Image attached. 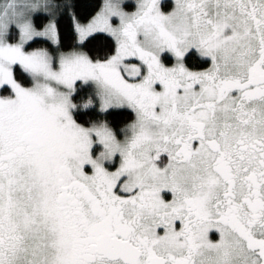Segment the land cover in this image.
I'll return each mask as SVG.
<instances>
[{"label":"snow or ice","instance_id":"1","mask_svg":"<svg viewBox=\"0 0 264 264\" xmlns=\"http://www.w3.org/2000/svg\"><path fill=\"white\" fill-rule=\"evenodd\" d=\"M0 264H264V0H0Z\"/></svg>","mask_w":264,"mask_h":264}]
</instances>
